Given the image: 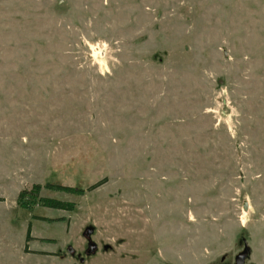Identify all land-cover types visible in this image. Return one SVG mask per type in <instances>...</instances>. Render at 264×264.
<instances>
[{"label": "rangeland", "instance_id": "1", "mask_svg": "<svg viewBox=\"0 0 264 264\" xmlns=\"http://www.w3.org/2000/svg\"><path fill=\"white\" fill-rule=\"evenodd\" d=\"M33 184L73 209L18 205ZM242 251L264 264V0H0V264Z\"/></svg>", "mask_w": 264, "mask_h": 264}, {"label": "trees", "instance_id": "2", "mask_svg": "<svg viewBox=\"0 0 264 264\" xmlns=\"http://www.w3.org/2000/svg\"><path fill=\"white\" fill-rule=\"evenodd\" d=\"M45 188L47 189H56V190H61V191H65V192H70L76 195H82L85 192V189L83 188H73V187H68V186H63V185H59V184H53V183H45L44 184ZM94 187H90L88 190H91ZM41 189V185L40 184H33L32 187L27 190V189H23L19 192L18 196H17V204L22 206L23 200L27 197H31L33 199H38L39 201L42 202L43 205L50 207V208H54V209H60V210H67L70 211L73 209V203L70 202H64V201H59V200H55V199H48V198H39V191ZM34 218H40V217H34ZM43 219V218H41ZM31 239L30 237V225H28L27 228V233L25 236V242H28Z\"/></svg>", "mask_w": 264, "mask_h": 264}, {"label": "water", "instance_id": "3", "mask_svg": "<svg viewBox=\"0 0 264 264\" xmlns=\"http://www.w3.org/2000/svg\"><path fill=\"white\" fill-rule=\"evenodd\" d=\"M86 238L88 239V248L87 252L90 253L95 249V245L89 240V233L88 231L85 233ZM245 251L239 253L235 258V264H242L244 259Z\"/></svg>", "mask_w": 264, "mask_h": 264}]
</instances>
